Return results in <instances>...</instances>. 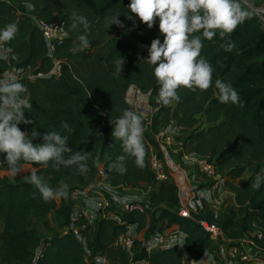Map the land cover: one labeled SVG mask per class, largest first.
<instances>
[{"label": "trees", "instance_id": "trees-1", "mask_svg": "<svg viewBox=\"0 0 264 264\" xmlns=\"http://www.w3.org/2000/svg\"><path fill=\"white\" fill-rule=\"evenodd\" d=\"M129 3L130 0H0V28L8 23H16L19 28L15 39L3 45L12 56L0 57V72L10 66H29L42 73L29 79L19 78L26 85L27 98L32 104L31 112L25 110L24 115L33 124L21 123L18 127L29 133L35 128L41 134L50 130L67 135V145L73 152L87 155L89 169L86 175H80L74 166H61L57 170L51 162L47 168L29 165L37 167L38 174L52 188L61 182L69 186L66 198L49 202H44L39 191L24 179L0 178V264L11 260L28 264H90L84 247L90 251L89 258L94 254L104 256L108 260L104 264H140L136 261L141 259L145 260L143 264H183L185 253L198 256L204 250L215 248L199 220L214 224L230 240L245 234L251 236L254 244L264 250V183L259 190L251 187L257 175H264V26L242 3L251 15L230 36L222 40L217 33L211 41L202 38L200 55L212 66L213 86L205 92L181 88L180 101L167 107L157 102L143 134L144 167H136L133 159L126 157L127 171L120 174L110 167L117 157L124 155L121 143L111 136L110 119L115 120L125 109L132 110L123 96L128 85L154 95L157 100L159 85L153 66L146 59L151 41L163 42L158 27L149 37L138 32L145 24L128 12ZM116 15L123 27L116 24L108 27ZM129 15L132 19L127 18ZM79 16L88 21L87 31L76 19ZM36 20L61 24L65 35L53 43L51 50ZM80 35L88 36L90 47L74 51L79 47ZM228 42L234 44L231 51L221 47ZM119 56L125 63L117 75L115 60ZM55 60H58V74L47 73ZM217 78L231 84L239 94L240 104L219 102L214 85ZM169 120L180 126L181 131L186 129L176 134L184 150L207 155L225 172L224 185L232 192V203L225 209L213 212L201 200L190 216L178 215L174 181H154L147 163L148 146L154 143L152 133ZM62 123H67L72 131L62 128ZM41 142L39 138L33 141ZM70 155L65 153V159ZM4 157L0 153V169H7ZM98 165L103 169V180L111 186L133 188L143 184L154 190L148 197L150 205H154L151 211L128 214L127 220L134 221L137 230L146 215L148 231L159 221L167 225L175 223L184 233V244L150 247L145 251L137 243L129 259L114 243L124 230L122 224L106 218L96 219L82 229L84 243L69 231L61 232L72 206L70 191L90 183ZM244 172L247 176L235 183L233 180ZM51 211H56L63 222L49 235L39 238L29 225L30 218Z\"/></svg>", "mask_w": 264, "mask_h": 264}, {"label": "clouds", "instance_id": "clouds-1", "mask_svg": "<svg viewBox=\"0 0 264 264\" xmlns=\"http://www.w3.org/2000/svg\"><path fill=\"white\" fill-rule=\"evenodd\" d=\"M128 12L135 14L140 22L149 29L158 22L159 33L163 42L153 39L148 47L147 63L153 66V74L159 85L157 102L162 106H170L179 102V89L205 92L213 86L212 66L200 53L203 48V39L211 41L217 33L223 40L230 36L235 29L245 22L251 13L242 6L241 0H130ZM114 16L108 27L116 24L123 27L122 22ZM132 19V16H127ZM87 31L88 21L85 17H76ZM76 25L73 24V28ZM19 31L16 23H8L0 28V45H7L15 39ZM79 47L74 51H82L90 47L87 35L78 37ZM225 51H231L232 42L222 44ZM6 59V57H3ZM125 63L123 57L115 60L116 74L122 72ZM218 90L219 102L233 105L240 104L239 94L229 82L217 78L214 82ZM28 89L20 82L15 74H5L0 78V153H4V162L10 175L15 177L25 170V165L37 164L47 168L59 170L75 167L80 175H86L88 165L87 155L79 151L73 152L67 145L68 136L58 131L48 130L39 133L35 128L32 131H22L18 125L33 124L25 117V110L31 112L32 104L27 98ZM91 95V92L88 96ZM104 113H101L103 115ZM112 124L111 136L114 141L121 143L124 155L117 157L110 167L120 174L127 171L126 157L133 159L136 167H144L145 145L143 143V117L135 111L125 109ZM62 128L71 132L67 123ZM175 131V130H172ZM39 138L41 143H33ZM71 153L65 159L64 154ZM28 183L40 193L44 202L68 196V185L61 182L57 188H52L39 174L37 167L31 168ZM264 183V175H257L251 184L253 190H259ZM183 245V240L174 242Z\"/></svg>", "mask_w": 264, "mask_h": 264}, {"label": "built area", "instance_id": "built-area-1", "mask_svg": "<svg viewBox=\"0 0 264 264\" xmlns=\"http://www.w3.org/2000/svg\"><path fill=\"white\" fill-rule=\"evenodd\" d=\"M241 2L249 5L246 0H241ZM258 11V9L254 10L257 16ZM35 24L49 50L52 49L54 42H59L65 35L58 21L36 20ZM0 50L8 54L6 56L0 51V57L7 59L12 56L8 47L0 45ZM47 73L58 74V60L53 62ZM5 74H15L18 78L29 79L42 73L35 72L29 66H10L0 72V78ZM146 95L148 93L140 92L134 85H128L123 91L124 99L130 108L142 115L144 131L148 128L150 118L157 108V104L150 105L144 102ZM180 131V126H176L169 120L152 133L154 143L148 146L147 163L153 173L154 181H174L177 194L175 212L178 215L190 216V212L195 211L196 206L201 204V200L206 202L213 212L222 210V207L227 204V202H222V198H225L227 194L224 188L225 172L219 169L213 160L208 159L207 155L184 150L181 138L176 137ZM175 157L179 159L178 163L174 162ZM181 162L188 164V173L180 172ZM103 175V169L98 165L90 183L75 187L70 191L72 206L66 222L60 229L61 232L69 231L77 240L84 243L85 236L82 229H86L92 221L106 218L114 223L122 224L124 230L116 236L114 243L127 253L129 259L137 243L138 246L148 251L150 247H166L183 240L184 233L175 223L167 225L164 221H159L152 230L148 231V225L144 224L148 218L147 215L141 228L137 230L136 223L127 220L128 214L132 211L140 212L149 209L151 207L149 200H142L122 192L123 189H130L129 186L107 184L103 180ZM199 222L209 232L212 240L221 234L214 224H208L202 220ZM214 245L215 248L204 250L198 256L194 253H185L182 259L183 264H264V250L257 247L252 237L246 234L235 239H228L227 243L214 242ZM84 248L90 264L108 263L102 255L94 254L89 258L90 251L87 247ZM144 261L141 259L136 262L143 264Z\"/></svg>", "mask_w": 264, "mask_h": 264}, {"label": "rangeland", "instance_id": "rangeland-1", "mask_svg": "<svg viewBox=\"0 0 264 264\" xmlns=\"http://www.w3.org/2000/svg\"><path fill=\"white\" fill-rule=\"evenodd\" d=\"M249 5L247 4L246 6L254 12L255 9H258V17L260 20V23L262 26H264V0H246ZM251 6V7H250ZM158 27V22L155 23L153 25V27L151 29H149L147 27V25L145 24L142 28H140L138 30L139 33L144 34L145 36L149 37L151 34V31ZM4 55H8L4 50H0ZM146 101V103L150 104V105H156L157 104V100L156 97L154 95H146L144 96V102ZM199 120L201 121L202 118L199 117ZM186 130V129H185ZM185 130L180 131L179 135L182 134ZM175 163L179 162V159L177 157L173 158ZM25 170L23 172H21L19 175H16L15 177H13L12 175L9 174L7 169H0V178L1 177H7V179L9 180H17V179H24L26 181H28V177L31 174V166H24ZM179 170L180 172H184L188 173V164L187 163H180L179 165ZM247 176V172H244L240 177H238L235 182L238 184L240 181H242L245 177ZM150 187L149 186H144L142 185H137L136 187L130 188V189H123L122 192H126L129 195H133L137 198H140L142 200H148V197L150 195ZM230 195V198H229ZM226 194L225 198H222V202L227 204L229 203L230 199H231V194ZM232 200V199H231ZM226 204V206H228ZM226 206H223L222 209H225ZM154 207V205H151V207L149 208V211L152 210V208ZM169 207L171 209L174 208L173 205H169ZM148 217V216H147ZM63 219L58 215V213L56 211H51L47 214H45L44 216H39V217H31L30 218V226L33 230V232L39 237L41 238L42 236L45 235H49V233L51 232V230H54L58 227H60V225L62 224ZM148 225V218L145 221ZM1 225V223H0ZM213 243L214 242H225L227 243L228 239L226 237H224L223 234H220L219 236H217V238L215 240H212ZM136 250V249H135ZM138 251V250H137ZM7 264H28L24 261H18V260H11L10 262H8Z\"/></svg>", "mask_w": 264, "mask_h": 264}, {"label": "crops", "instance_id": "crops-1", "mask_svg": "<svg viewBox=\"0 0 264 264\" xmlns=\"http://www.w3.org/2000/svg\"><path fill=\"white\" fill-rule=\"evenodd\" d=\"M125 88H126V87H125ZM181 130H182V129H181ZM25 166H29V165H25ZM1 170H3V169H1ZM239 177H240V176H239ZM237 178H238V177H237ZM237 178H235L233 181L235 182V180H236ZM240 182H241V181H240ZM240 182H239V183H240ZM235 183H236V182H235ZM224 188L227 190V194H228V195L231 194V199H232V192H231V190H229L226 186H224ZM153 191H154L153 189L150 190L151 193H153ZM229 198H230V195H229ZM231 199H230V201H229L228 204L231 203V201H232ZM227 202H228V201H227ZM228 204H227V205H228Z\"/></svg>", "mask_w": 264, "mask_h": 264}, {"label": "water", "instance_id": "water-1", "mask_svg": "<svg viewBox=\"0 0 264 264\" xmlns=\"http://www.w3.org/2000/svg\"><path fill=\"white\" fill-rule=\"evenodd\" d=\"M251 7V6H250Z\"/></svg>", "mask_w": 264, "mask_h": 264}]
</instances>
